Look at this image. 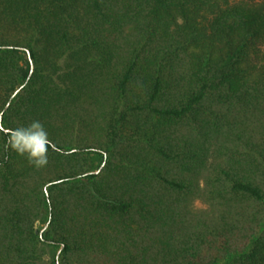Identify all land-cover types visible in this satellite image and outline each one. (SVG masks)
<instances>
[{"label":"trees","instance_id":"obj_1","mask_svg":"<svg viewBox=\"0 0 264 264\" xmlns=\"http://www.w3.org/2000/svg\"><path fill=\"white\" fill-rule=\"evenodd\" d=\"M1 112L0 264H264V0H0Z\"/></svg>","mask_w":264,"mask_h":264},{"label":"clouds","instance_id":"obj_2","mask_svg":"<svg viewBox=\"0 0 264 264\" xmlns=\"http://www.w3.org/2000/svg\"><path fill=\"white\" fill-rule=\"evenodd\" d=\"M6 147L24 156L36 168H43L48 163V133L43 124L34 120L27 126L10 129L7 133Z\"/></svg>","mask_w":264,"mask_h":264},{"label":"rangeland","instance_id":"obj_3","mask_svg":"<svg viewBox=\"0 0 264 264\" xmlns=\"http://www.w3.org/2000/svg\"><path fill=\"white\" fill-rule=\"evenodd\" d=\"M237 1H240V0H229V4H233ZM225 4H221V7H224ZM211 18V14L208 13L205 15L204 17V24H207L208 23V19ZM89 156H90V160H91V165L92 167L94 168L93 171H97L96 169H98V167L100 166V159L98 157V155H92L91 153H89ZM190 206L191 208L193 209H200V208H203V204L202 202L200 201V199H194L190 202ZM44 222H45V217H43L39 222L36 223V228L40 230V228H42L44 226ZM43 247V250L44 251H47L50 250L47 245H42ZM59 251V249L56 250V253H55V257L57 255V252ZM57 258V257H56ZM217 264H225V261L222 260V261H219Z\"/></svg>","mask_w":264,"mask_h":264},{"label":"water","instance_id":"obj_4","mask_svg":"<svg viewBox=\"0 0 264 264\" xmlns=\"http://www.w3.org/2000/svg\"><path fill=\"white\" fill-rule=\"evenodd\" d=\"M32 65H31V70H30V73H31V71H32ZM30 75V74H29ZM20 88V87H19ZM19 88H17L14 92H13V94H12V96H14V94H16L17 93V91L19 90ZM9 104V101L7 102V104H6V106H5V108L7 107V105ZM1 115H2V112H1V114H0V118H1ZM91 172H96V171H91ZM61 247H62V245H61ZM58 256H59V251L57 252V255H56V257L58 258Z\"/></svg>","mask_w":264,"mask_h":264}]
</instances>
